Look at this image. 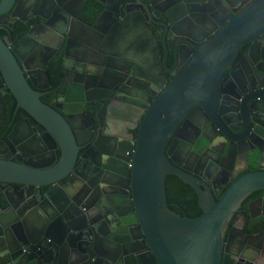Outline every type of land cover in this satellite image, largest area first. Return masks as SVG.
<instances>
[{"label": "flooded vegetation", "instance_id": "1", "mask_svg": "<svg viewBox=\"0 0 264 264\" xmlns=\"http://www.w3.org/2000/svg\"><path fill=\"white\" fill-rule=\"evenodd\" d=\"M18 1L0 16V38L14 53L39 100L71 121L81 146L77 159L85 157L76 167V176L68 175L56 185L75 187L79 191L75 201L85 202L80 211L68 207L73 206L68 201H56L57 206H65L61 220L82 228L80 245H61L63 257L57 264H94L92 250L102 258L98 264H158L126 201L131 144L136 142L147 109L190 61L195 47L215 36L255 0H150L148 7L135 5L134 0H104L105 4L68 0L48 26L38 16L51 11L43 8L44 0L34 7L29 0ZM130 2L125 16L124 8ZM94 9L98 12L93 18ZM67 33L72 39L64 55ZM152 35L159 46L158 64L149 69L141 63L139 49L141 43L154 48ZM262 57L264 32L255 43L244 45L224 71L210 117L203 111L187 115L166 148L173 145L169 159L174 158L180 168L203 182L201 189L207 187L215 201L241 175L264 171ZM68 90L72 102L67 103L64 94ZM64 108L69 115L61 111ZM60 159L59 146L18 106L0 68V160L38 165L40 170L56 166ZM52 186L31 189L0 183V206H45L37 190L45 192ZM82 212L86 221H81ZM12 215L10 235L12 230L31 233L36 222H43L37 213ZM249 238L259 246L257 252L244 245ZM223 239V264H264V190L242 202ZM48 242L41 250L51 264L57 253ZM17 248V252H26ZM8 260L6 255L0 264Z\"/></svg>", "mask_w": 264, "mask_h": 264}, {"label": "water", "instance_id": "2", "mask_svg": "<svg viewBox=\"0 0 264 264\" xmlns=\"http://www.w3.org/2000/svg\"><path fill=\"white\" fill-rule=\"evenodd\" d=\"M66 1L68 0H44L43 8L51 11L47 15H38L43 20V26L50 25L56 12L62 11ZM97 1L105 4L104 0ZM134 1L135 5L141 3L146 7L152 4L150 0ZM15 2L16 0H0V16L7 13ZM40 2L29 0L32 7ZM130 4L132 3L124 8L125 16L130 11ZM263 32L264 0H255L225 24L215 36L195 47L190 61L151 103L139 125L136 142L130 148L132 161L126 201L133 207L145 243L158 264H223V238L233 214L250 194L264 190V171H252L233 181L220 200L215 201L207 187L205 190L201 189L203 182L185 168H180L174 158L169 159L173 145L166 149L170 138L187 115L194 116L193 113L203 111L210 117L212 111H215L220 93L218 85L224 71L231 67L239 50L246 44L255 43ZM186 38L193 41L188 36ZM71 39L70 33L64 37V55L68 54ZM150 42L154 48L141 43L139 49V59L148 68L152 64H158L159 46L154 35ZM261 62L264 66V57ZM0 68L18 106L50 134L61 153L56 166L40 170L38 165H21L0 160V183L24 185L31 189L53 185L45 192L37 190L46 201L45 206H0V258L9 255L8 264H48L41 249L47 247L50 240L49 247L57 253L51 264H57L63 257L60 253L61 245H80L82 228L75 227L73 221L61 220V211L65 206H57L56 201H68L73 205L68 207L80 211L85 202L75 201L79 195L75 187L56 188V185L61 184V180L68 175L76 176L78 165L84 162L85 157L83 155L80 160L77 159L81 146L71 121L65 120L54 108L39 100L26 83L14 53L7 49L1 38ZM259 71L264 79V69ZM256 79L260 80L258 77ZM70 96V91H66L65 102H72ZM61 111L69 115L65 108ZM40 158L44 159L46 156ZM169 175L178 177L193 188L202 211L200 216H181L168 207L165 181ZM19 212L24 216L37 213L43 217L42 225L36 222L31 233L27 229L21 233L12 230L10 235L12 214ZM81 219L87 220L83 212ZM244 245L250 251L257 252L259 249L253 238H249ZM17 246L25 248L26 252H17ZM92 252L96 255L94 264L101 262L99 259L102 258L98 257L96 251Z\"/></svg>", "mask_w": 264, "mask_h": 264}, {"label": "trees", "instance_id": "3", "mask_svg": "<svg viewBox=\"0 0 264 264\" xmlns=\"http://www.w3.org/2000/svg\"><path fill=\"white\" fill-rule=\"evenodd\" d=\"M98 10L92 11L91 17H95ZM92 20V18H91ZM165 192L168 207L181 216L194 217L201 214L197 205L196 195L193 189L183 183L178 177L169 175L165 181Z\"/></svg>", "mask_w": 264, "mask_h": 264}]
</instances>
